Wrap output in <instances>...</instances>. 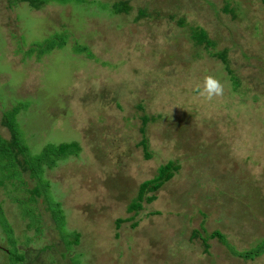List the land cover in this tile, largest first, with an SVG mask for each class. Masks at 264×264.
Returning <instances> with one entry per match:
<instances>
[{
    "label": "rangeland",
    "instance_id": "1",
    "mask_svg": "<svg viewBox=\"0 0 264 264\" xmlns=\"http://www.w3.org/2000/svg\"><path fill=\"white\" fill-rule=\"evenodd\" d=\"M114 1L50 0L36 9L0 0V135L10 138L3 111L25 102L15 123L32 153L48 142L82 148L42 174L64 225L42 194L28 201L33 213L22 212L17 198L35 185L27 172L21 184L3 178L0 223L25 252L18 264H264V252L244 259L216 237L207 249L192 237L195 228L220 229L238 250L264 238V0H124L131 10L123 13L111 11ZM140 7L152 15L136 20ZM193 26L216 45H196ZM61 31L64 47L27 54ZM75 42L93 56L73 51ZM222 49L237 88L211 53ZM206 76L222 84L220 96L197 93ZM144 111L161 116L146 128L150 158L139 144ZM169 160L180 169L153 201L129 211L140 184ZM118 218L127 219L118 227ZM1 224L0 264H12Z\"/></svg>",
    "mask_w": 264,
    "mask_h": 264
},
{
    "label": "trees",
    "instance_id": "2",
    "mask_svg": "<svg viewBox=\"0 0 264 264\" xmlns=\"http://www.w3.org/2000/svg\"><path fill=\"white\" fill-rule=\"evenodd\" d=\"M22 1H27L33 8L39 9L44 3L50 0H10V4H16ZM56 1L65 2L67 0ZM111 7V11L113 13L130 12L131 10V6L128 1L124 0L114 1ZM223 10L225 12H231L235 14L233 9L229 8L227 4L223 8ZM138 12L139 13L136 16V20L152 15L147 10V8L144 7H140ZM179 22L181 24H184L183 19H180ZM190 29V37L196 45H204L205 47H214L216 45V41L209 36L205 28L201 26H193ZM67 34L68 33L66 31L55 32L47 36L43 40L35 41L27 50V54L36 52L37 55H43L44 53L50 52L53 49L64 47L67 44ZM72 46V50L75 52H85L87 53L88 57L93 56L90 48L85 44L75 42L74 44H72ZM211 53L213 56L219 57L223 60V62L225 63V67L231 76L233 86L234 88H237L241 84V78L231 67L227 57V50H216L214 52L211 51ZM25 106V102H20L19 104L3 111L2 124H4L8 128L10 138L5 139L0 135V184L5 183V179L7 181L16 179V181L18 180V182L21 184L23 183L21 179L22 175L27 172L29 174V177L35 181V185L27 190L29 196L25 195V198H17L22 212L24 214H29V212L33 213L32 208L30 209L29 207L28 201L36 200L35 198L38 195L42 194L49 205V209L52 212L53 218L54 220H56V223L64 225V215L60 207V202L54 200L49 191V182L48 180L42 178V174L45 168H52L57 160L64 157L67 158L70 154L78 155V153L82 149L81 144L78 141L62 142L59 144L48 142L44 144L38 152L32 153L24 139L23 133L19 128H17V125L15 123V114ZM138 107L143 109V106L141 104H138ZM158 117L161 116L152 115L147 113L146 111H144L139 116V119H141L139 131L142 134V138L140 139L139 144L142 146L146 158H150L152 156V154L150 153V143L149 138L146 134V128L151 122H155ZM180 167L181 164L176 162L175 160H169L167 163L160 165L154 177L147 179L140 184L138 194L129 203L128 210H141L144 207V203L153 201L157 197L155 192L160 189L165 182L169 181L175 175L176 171L180 169ZM255 217L258 218L256 214ZM4 218L7 217L0 204V219ZM125 219L127 218H118L116 220L117 226L119 227ZM261 220L262 219H260V221ZM133 225H136V222L133 223ZM5 226L6 227L2 225L5 231L8 232L9 242L11 243L10 248L8 247V250L11 254V262L12 264L22 263L25 260V252L18 251L16 249V239L10 235L13 230L11 225L6 224ZM203 229L206 233L204 235H202L199 229H193L192 237H201L205 245V249L209 247L208 240L216 237L222 244H225L227 246L231 253L244 259H255L258 255H261L264 252V238L256 242L248 249L238 250L229 243L226 235L220 229H214L210 232L206 231L205 228ZM72 236L75 237L74 240L77 242L79 233L75 232L72 234ZM69 243L70 242L66 241V245H68ZM47 247L48 246H45V248Z\"/></svg>",
    "mask_w": 264,
    "mask_h": 264
},
{
    "label": "clouds",
    "instance_id": "3",
    "mask_svg": "<svg viewBox=\"0 0 264 264\" xmlns=\"http://www.w3.org/2000/svg\"><path fill=\"white\" fill-rule=\"evenodd\" d=\"M195 90L199 95L210 99L214 96H220L223 92V86L216 78L206 76L201 84L195 86Z\"/></svg>",
    "mask_w": 264,
    "mask_h": 264
}]
</instances>
